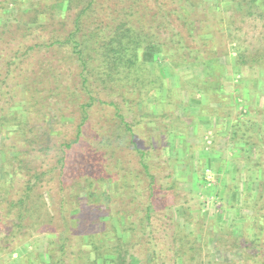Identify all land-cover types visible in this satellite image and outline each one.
<instances>
[{"label": "trees", "instance_id": "1", "mask_svg": "<svg viewBox=\"0 0 264 264\" xmlns=\"http://www.w3.org/2000/svg\"><path fill=\"white\" fill-rule=\"evenodd\" d=\"M103 1L0 0V61L4 65L0 71V204L4 205L5 218L12 221V234L18 233L14 231L16 228L29 226L38 234H58L63 240L58 248L48 245V262L42 261L39 255L32 259L29 253L24 254L27 264H170L152 227L156 212L154 201L158 192L167 191L174 196L179 193L180 181L175 172L167 174L171 182H166L165 186L162 180L157 179L149 162L154 145L149 141L147 148H139L136 133L145 122H156L169 129L166 104L172 101L174 88L161 74V67L172 68L173 55L180 57L181 61H203L205 65L218 61L210 46L215 41L214 35L211 30L206 31L218 25L212 21L216 15L214 18L209 16L211 10H208L206 0H154L156 5L151 8L144 0H130L122 7L116 0L105 3L106 6L102 5ZM233 3L238 10L248 5L258 12L257 17L264 19V0H233ZM204 5L199 10L198 7ZM214 8L219 11L218 3ZM169 17L179 22L177 27L170 25ZM162 30L166 31V38L162 37ZM228 95L233 98L231 92ZM114 97L118 99L115 101ZM51 98L65 106L72 117L75 116L72 118L74 132L73 138L53 144L56 162L44 171L27 161V155L31 156L32 151L20 150V146L6 144L5 141L13 136L14 141L16 137L20 142L21 135L25 142L23 146L35 144L36 141L31 142L25 133L27 126L31 128L30 132L38 131L30 120L35 114L30 112V107ZM44 106L46 104L43 103ZM100 106L113 109L111 118L117 121L116 131H120L117 139L129 142L138 156L140 172L135 173L130 168L124 175L115 174L102 179L89 173L76 178L66 190L60 180L63 173H76L73 167H67L68 150L81 142L86 122ZM47 107L43 108L47 113L41 108L44 117L51 116L53 123L63 125L66 117L64 108ZM206 112L201 110L200 114ZM129 114L132 115L130 121L127 119ZM238 120L239 117L234 121ZM250 125L252 130L236 131L230 140L243 142L255 149L253 167L257 169L261 165L258 161L261 154L257 149H261L264 143L259 133L255 137H258V143L253 141L252 135L256 131L255 126ZM42 126L51 129V133L55 131L52 123ZM176 129L173 138L188 137L186 128ZM105 141L108 146L113 145V140L107 136ZM43 143L51 147L44 139L41 145ZM113 157L116 160L114 167L119 168L120 156L113 152ZM95 161H98V156H95ZM76 166L78 169L83 167L81 164ZM48 174L50 178L58 179L55 180L61 194L58 219L52 212L53 206L45 203L44 190L47 188L44 176ZM205 176L199 177L207 183L209 179ZM19 177L23 179V188L18 189L15 184ZM108 184L105 191L103 187ZM263 187L260 185L254 189L259 191V199L264 201ZM247 189L250 190L246 186ZM119 191L126 194L129 207L121 205V202L114 211L112 203L107 204V194ZM83 192L85 196L81 195ZM49 196L53 198L50 192ZM86 202L90 208L77 225L73 222L80 214H72L73 205L79 207ZM208 203L203 202L202 207ZM172 207L167 206V210L170 212ZM141 217L142 220H138ZM190 218L191 214L185 221ZM31 219L30 224H25ZM177 221L174 220L170 247L173 264H202L201 242L191 238V233L188 234L184 225ZM75 236H81L83 242L75 240L73 243ZM260 237L254 245H247L241 251L235 263L264 264ZM134 252H140L141 259ZM206 264L229 262L209 261Z\"/></svg>", "mask_w": 264, "mask_h": 264}, {"label": "rangeland", "instance_id": "2", "mask_svg": "<svg viewBox=\"0 0 264 264\" xmlns=\"http://www.w3.org/2000/svg\"><path fill=\"white\" fill-rule=\"evenodd\" d=\"M116 1L119 7H122L130 0ZM144 1L150 8L156 5L154 0ZM103 2L102 5L106 6L108 2H115V0ZM216 3H218L219 11L214 8ZM206 4L208 10H211L209 16L214 18L216 15L212 21L218 24L216 27L206 29L208 32L211 30L214 35L215 41L213 40L210 46L213 47L214 58L218 61L210 62V60L208 61L210 63L205 65L203 61H181L180 57L173 55L172 68L161 67V74L168 85L174 88L172 101L166 104V111L169 114L166 122L169 129L156 122H145L136 133L139 148H147L149 141L154 145L149 162L152 164V173L157 179L162 180L165 186L166 182H171V179H167V174L175 172L180 181L177 188L179 193L174 196L169 195L167 191L158 192L154 201L156 212L152 227L154 226L157 232L156 236L160 239L161 246L165 248L166 260L170 264L174 263L170 252L175 229L174 220L184 225L185 231L188 234L191 233V238L201 242L202 264L209 261H228L229 264H238L235 261L240 258L241 251L247 245H254L258 236H261L260 245L264 253V201L259 199L257 193L259 191L254 189L260 185L264 186V144L261 149H257V152L261 154L258 160L261 165L256 169L253 167L255 149L252 146H246L243 142L235 143L232 139L230 140L236 131H245L246 128L252 130L251 123L255 126V134L259 133L264 143V19L257 17L258 12L248 5L238 10L233 0H206ZM204 7L205 5L198 8L201 10ZM169 22L172 27H177L179 24L172 18ZM161 35L166 38V31L162 30ZM241 54L242 57H239ZM3 69L4 65L0 61V71ZM229 92L233 94L232 99L228 95ZM207 96L211 100H207ZM116 99L118 98L114 97L115 101ZM43 103L49 109H57L61 106L64 108L66 117L63 125L53 123L51 116L44 117L42 110L44 113H47V110L43 109L46 108V106L43 107ZM112 110L109 106L97 108L83 128L81 142L68 150L67 167H73L76 173L70 175L63 171L60 180L63 181L66 190L74 184L76 178L89 173L102 179L115 174L124 175L130 168L135 173L140 172L138 156L129 142H119L120 140L117 139L120 131L115 129L117 121L111 118ZM201 110L207 112L200 114ZM31 111L35 114H31L30 120L38 131L30 132L31 128L27 126L25 133L31 142L36 141L35 144L23 146L25 142L19 134L20 142L16 140V137L14 141L11 138L13 136L5 142L20 146V150L32 151L31 156L27 153V161L33 162L39 170L46 171L56 162L53 144L73 138L72 118L75 116L72 117L69 114L70 111L57 103L55 98L42 102L34 108L30 107ZM209 116L213 117L209 118ZM237 117H239L238 122L234 121ZM131 118L132 115L129 114L128 121ZM180 118L183 119L180 120ZM47 122L54 126L55 131L52 133L51 129L42 126ZM165 123L163 121V124ZM176 128H186L188 137L173 138L172 134L178 130ZM255 134L252 135L253 141L258 143V137L255 138L257 136ZM105 136L113 140L111 147L106 144ZM63 137L66 138L63 139ZM42 139L46 140L51 147H46L45 143L41 145ZM191 145L192 148H190ZM113 152L120 156L119 168L114 167L116 160H114ZM95 156H98V161H95ZM80 164L83 167L78 169L76 165ZM158 164L160 167L157 166ZM199 169H210L211 180L206 183L204 178L199 177L205 174L204 170ZM44 177H46L44 184L47 188L44 190L45 203L53 206L52 212L56 214L55 219H58L60 217L58 201H61V194L58 193V184L55 181L58 179L50 178L49 174ZM205 178L208 179L207 175ZM47 181L51 182L47 185ZM22 182V177H19L15 187L23 188ZM246 186L250 190H246ZM108 187L109 184L103 188L106 191ZM48 191L53 198L49 196ZM262 191L264 192V187ZM81 195L86 194L83 192ZM107 196V204L112 203V209L120 206L121 202V205L129 207L126 204L128 198L125 193L119 191ZM206 201L209 203L202 207V203ZM169 205H173L170 212L167 210ZM3 206L0 204V264H27L26 258L23 257L26 253H29L32 259L39 255L42 261L48 262L46 249L50 244L58 248V245L63 242L59 239L60 235L38 234L29 226L16 228L14 231L18 233L12 234L10 226L12 221L5 218ZM73 207L75 208L72 214H80V217H76L77 220L73 222L75 224L77 222L78 225L83 221L82 215L87 213L90 207L87 202L81 203L79 207L74 205ZM201 207L202 214H200ZM189 214L191 218L189 222H186L185 218ZM138 220L141 221L142 217ZM30 222L32 219L25 224ZM75 240L81 243L84 239L81 236H75L73 243ZM232 244L236 246L232 247ZM134 254L141 259L140 252H134Z\"/></svg>", "mask_w": 264, "mask_h": 264}, {"label": "built area", "instance_id": "3", "mask_svg": "<svg viewBox=\"0 0 264 264\" xmlns=\"http://www.w3.org/2000/svg\"><path fill=\"white\" fill-rule=\"evenodd\" d=\"M205 174L207 175V177H208V179H209V181H210L211 178H212L211 170H210V169H206V170H205Z\"/></svg>", "mask_w": 264, "mask_h": 264}, {"label": "crops", "instance_id": "4", "mask_svg": "<svg viewBox=\"0 0 264 264\" xmlns=\"http://www.w3.org/2000/svg\"><path fill=\"white\" fill-rule=\"evenodd\" d=\"M201 119V118H200Z\"/></svg>", "mask_w": 264, "mask_h": 264}]
</instances>
